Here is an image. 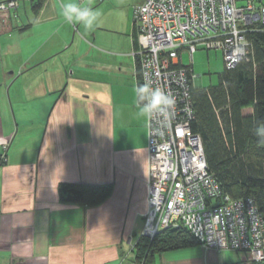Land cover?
Masks as SVG:
<instances>
[{
    "label": "crops",
    "instance_id": "obj_1",
    "mask_svg": "<svg viewBox=\"0 0 264 264\" xmlns=\"http://www.w3.org/2000/svg\"><path fill=\"white\" fill-rule=\"evenodd\" d=\"M16 1L0 16V264H138L149 168L133 12L144 0H77L99 14L91 30L64 21L66 0ZM63 186L111 192L87 206L64 202ZM151 264L243 255L193 245Z\"/></svg>",
    "mask_w": 264,
    "mask_h": 264
},
{
    "label": "built area",
    "instance_id": "obj_2",
    "mask_svg": "<svg viewBox=\"0 0 264 264\" xmlns=\"http://www.w3.org/2000/svg\"><path fill=\"white\" fill-rule=\"evenodd\" d=\"M17 7L16 0L1 3V20ZM133 15L140 84L149 81L176 99L171 121L147 124L148 211L141 238L185 228L206 251H234L243 264H264V218L255 200L223 193L209 171L202 138L191 129L194 53L220 50L228 70L250 62L248 34L264 28V0H144ZM185 52L189 66L182 62ZM5 161L4 154L0 166Z\"/></svg>",
    "mask_w": 264,
    "mask_h": 264
},
{
    "label": "trees",
    "instance_id": "obj_3",
    "mask_svg": "<svg viewBox=\"0 0 264 264\" xmlns=\"http://www.w3.org/2000/svg\"><path fill=\"white\" fill-rule=\"evenodd\" d=\"M248 34L254 53L250 62L219 76V85L193 88V133L201 136L209 171L223 193L234 200L252 198L264 218V143L254 134L264 121V28ZM252 114L246 115L245 110ZM111 190L98 186H63L64 202L98 205ZM200 243L185 228L162 231L153 240L141 238L136 246L138 263L151 264L164 252Z\"/></svg>",
    "mask_w": 264,
    "mask_h": 264
},
{
    "label": "clouds",
    "instance_id": "obj_4",
    "mask_svg": "<svg viewBox=\"0 0 264 264\" xmlns=\"http://www.w3.org/2000/svg\"><path fill=\"white\" fill-rule=\"evenodd\" d=\"M61 15L66 23L81 24L85 29L91 30L97 21L98 12L90 7L82 6L77 0H66L62 5ZM136 115L145 122L159 119L166 123L173 119L176 99L173 95L160 87H153L151 82L146 81L134 87ZM254 134L261 138L264 143V121L259 122Z\"/></svg>",
    "mask_w": 264,
    "mask_h": 264
},
{
    "label": "rangeland",
    "instance_id": "obj_5",
    "mask_svg": "<svg viewBox=\"0 0 264 264\" xmlns=\"http://www.w3.org/2000/svg\"><path fill=\"white\" fill-rule=\"evenodd\" d=\"M182 62L184 66L190 65L188 53H183ZM192 63L194 75L201 78L203 89L219 85V76L226 70L222 51L199 49L194 53Z\"/></svg>",
    "mask_w": 264,
    "mask_h": 264
},
{
    "label": "water",
    "instance_id": "obj_6",
    "mask_svg": "<svg viewBox=\"0 0 264 264\" xmlns=\"http://www.w3.org/2000/svg\"><path fill=\"white\" fill-rule=\"evenodd\" d=\"M195 88H202V81L199 76L198 79L195 81Z\"/></svg>",
    "mask_w": 264,
    "mask_h": 264
}]
</instances>
